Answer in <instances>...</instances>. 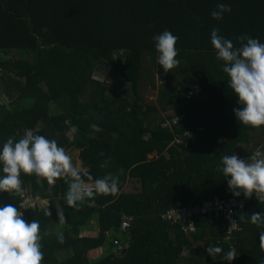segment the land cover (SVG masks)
Returning a JSON list of instances; mask_svg holds the SVG:
<instances>
[{
  "label": "trees",
  "instance_id": "obj_1",
  "mask_svg": "<svg viewBox=\"0 0 264 264\" xmlns=\"http://www.w3.org/2000/svg\"><path fill=\"white\" fill-rule=\"evenodd\" d=\"M217 3L231 9L219 20L210 16ZM212 28L234 47L242 35L264 43V0H0V91L11 103L8 109L0 103V142H15L30 129L79 162L87 186L109 173L118 178L115 193L72 208L64 203L70 178L49 186L21 172V191L44 199L23 212L26 221H39L41 264H226L222 253L215 261L207 256L209 245L235 248L230 264H259L264 226L250 214L264 215V199L255 193L237 197L242 205L230 233L223 214H192L193 230L181 219L161 218L208 196H232L219 159L238 156L251 133L264 129L234 119L237 105L210 43ZM165 29L177 36L178 63L167 73L156 65L152 39ZM145 58L160 77L158 86L151 81L154 104L140 93ZM100 70L103 80L94 77ZM20 192H0V204L17 207Z\"/></svg>",
  "mask_w": 264,
  "mask_h": 264
},
{
  "label": "clouds",
  "instance_id": "obj_2",
  "mask_svg": "<svg viewBox=\"0 0 264 264\" xmlns=\"http://www.w3.org/2000/svg\"><path fill=\"white\" fill-rule=\"evenodd\" d=\"M230 10V5L217 3L210 16L219 20ZM152 39L156 65L167 73L178 63L175 47L177 36L165 29ZM236 39L243 41L239 47H234L230 39L219 35L217 28L211 29L210 43L215 58L221 61L222 70L227 75V86L235 97L237 106L232 109L234 119L242 125L258 127L264 125V43L247 35L237 36ZM90 128L95 132L101 131L96 124L90 125ZM70 130L75 132V126ZM217 170L222 173L232 196L248 198L255 193L256 199H264V152L261 150H254L247 158H240L235 153L223 155ZM21 172L34 174L49 186L55 184L57 177L70 178L64 203L72 208H79L86 198L88 203H92L90 198L97 194L117 191L118 178L110 173L95 179L92 186H87L81 171L73 165L64 148L58 146L56 140L34 134L30 129H26L15 142L12 137L0 142V192L19 193ZM83 175L92 179L87 173ZM19 202L17 207L12 203L0 204V264H41L43 252L39 221H26L19 210ZM55 211L57 219L63 222V207L57 205ZM45 215H51L48 209ZM250 221L258 227L264 226V215L252 212ZM261 236H264V232ZM57 239L63 242V234L57 233ZM204 251L214 261L217 254L222 253L220 259L226 264L237 257L235 248L223 251L219 245L206 246ZM259 264H264V254Z\"/></svg>",
  "mask_w": 264,
  "mask_h": 264
},
{
  "label": "built area",
  "instance_id": "obj_3",
  "mask_svg": "<svg viewBox=\"0 0 264 264\" xmlns=\"http://www.w3.org/2000/svg\"><path fill=\"white\" fill-rule=\"evenodd\" d=\"M19 210L22 212L40 206L44 203V199L39 195L26 193L22 191L20 193ZM242 205V200L234 196L220 197L218 195L208 196L202 199L197 205L188 207L170 208L166 212L161 214V218L169 223H175L176 220L181 219L185 222L183 228L193 230L194 225L191 219L192 214H202L210 216L213 214L215 217L218 214H223L226 219V230L228 233L237 228V218L235 216V209ZM129 223V219L123 220L121 227L126 226Z\"/></svg>",
  "mask_w": 264,
  "mask_h": 264
},
{
  "label": "rangeland",
  "instance_id": "obj_4",
  "mask_svg": "<svg viewBox=\"0 0 264 264\" xmlns=\"http://www.w3.org/2000/svg\"><path fill=\"white\" fill-rule=\"evenodd\" d=\"M105 70L106 71L111 70V66H108V68H106ZM103 72H105V71L100 70V71L95 72L94 77L96 79L103 80L105 78V73H103ZM110 79L111 80H109V79L108 80L111 81L112 84H114L115 81L121 85L123 84L122 80L119 81L116 78L115 79L110 78ZM152 80L154 81L156 86L159 85L160 77L157 74L155 66H153L152 62H150L147 58H145L144 63H143V68H142V79L140 81V93L142 95L143 101L146 103H150V104L155 103L156 96H157L156 87L154 88L151 85ZM182 83L184 85H187L188 87H191L193 85V83L190 81H187V82L183 81ZM1 86H2V84L0 83V89H1ZM0 103H3L4 105H6L7 109L9 107H11L10 100L1 91H0ZM53 112H54V108H53V104H52L50 106V113H53ZM168 113H170V112H165V113H163V115H167ZM257 149L264 152V129H262L261 131H253L251 133L250 141L247 144L242 145V147L239 149L238 157L247 158L248 155H251L249 153H252L254 150H257ZM76 152H77V150H73L71 152V155L75 154ZM67 154L69 155V153H67ZM74 158H76V157L74 156ZM73 161H75L77 163V161L75 159L71 160L72 163H73ZM74 166L77 168H80L79 162L77 163V166L76 165H74ZM132 185L133 184H128L127 188H130ZM57 227H59V226L57 225L56 228ZM110 235H111V233L107 234V236H108L107 241L110 240V238H111ZM92 252H90L89 255H92ZM93 253H95V254L98 253V250H94Z\"/></svg>",
  "mask_w": 264,
  "mask_h": 264
},
{
  "label": "water",
  "instance_id": "obj_5",
  "mask_svg": "<svg viewBox=\"0 0 264 264\" xmlns=\"http://www.w3.org/2000/svg\"><path fill=\"white\" fill-rule=\"evenodd\" d=\"M123 251H125V249H123Z\"/></svg>",
  "mask_w": 264,
  "mask_h": 264
}]
</instances>
